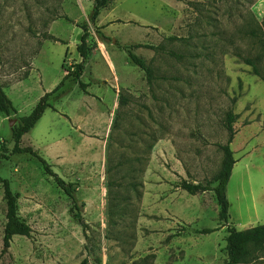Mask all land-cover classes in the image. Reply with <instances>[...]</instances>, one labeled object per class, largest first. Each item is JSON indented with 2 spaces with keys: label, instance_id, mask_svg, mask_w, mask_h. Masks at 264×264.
I'll use <instances>...</instances> for the list:
<instances>
[{
  "label": "rangeland",
  "instance_id": "1",
  "mask_svg": "<svg viewBox=\"0 0 264 264\" xmlns=\"http://www.w3.org/2000/svg\"><path fill=\"white\" fill-rule=\"evenodd\" d=\"M92 10L93 0H0L1 79L18 109L0 112V178L32 229L3 251L0 180V264H228L215 193L180 182L217 184L235 114L229 223L264 224V0H112L95 24ZM84 24L86 91L67 79L23 145L78 185L87 228L37 158L10 154L19 117L82 61ZM124 46L150 65L151 82Z\"/></svg>",
  "mask_w": 264,
  "mask_h": 264
},
{
  "label": "trees",
  "instance_id": "2",
  "mask_svg": "<svg viewBox=\"0 0 264 264\" xmlns=\"http://www.w3.org/2000/svg\"><path fill=\"white\" fill-rule=\"evenodd\" d=\"M112 0H93V10L91 13V22L96 23L97 18L101 13V9L108 7ZM84 30L81 36V43L78 45V52L82 58V61L77 63L73 67L66 68V74L61 80V82L49 92H46L38 102L35 104L33 109L28 115L20 116L19 122L12 127V139L14 141V146L10 151V154L17 153H29L35 158H37L46 173L53 176L58 184V186L72 199L75 209L77 210L75 216L82 224L83 227L87 228V224L82 216V206L80 204L76 192L78 185L74 182H68L62 178L57 172L52 168V165L48 160L39 153L34 146L23 145L24 136L33 129L38 121L42 118L45 111L49 108L56 109L50 102L51 96L59 98L63 96L66 92L65 83L69 78H74L81 85V87L86 91L87 84L81 79L84 70L85 63L89 57L90 47L88 43V32L89 26L84 24L82 26ZM124 49L129 54L131 60L138 65L141 69L146 72L149 82L154 78V71L148 65L146 60L133 52L130 46H124ZM255 72L258 74V70L255 68ZM0 112L6 116H11L18 113V109L14 106L13 101L6 92L5 86L1 79L0 72ZM237 115L229 114L227 117V130L229 136L226 144L220 145L224 151V162L221 172L217 177V184L212 186L210 183L194 182L187 179H182L180 182V187L186 190L188 193L196 195L204 193L207 191H213L215 193L217 202L220 207L219 217L223 226H227L228 236H227V253H228V264H251L254 263L259 257L260 253L264 251V224H258L253 227H249L243 230L238 229L236 226L229 223L230 219V201L227 195V187L232 176L233 168L237 160L234 157V151L231 148V143L236 134V129L234 123L236 122ZM0 157H8L7 147L5 145L1 146ZM4 186V194L7 203V214H6V224L4 227V238H3V251H6L10 247L13 237L16 235L31 236V227L23 222L18 213V198L19 193L13 191L11 187V182L7 178H0ZM117 184V180L111 179L108 183V187L112 188ZM215 229L204 228L202 233H211Z\"/></svg>",
  "mask_w": 264,
  "mask_h": 264
},
{
  "label": "crops",
  "instance_id": "3",
  "mask_svg": "<svg viewBox=\"0 0 264 264\" xmlns=\"http://www.w3.org/2000/svg\"><path fill=\"white\" fill-rule=\"evenodd\" d=\"M46 92H49V91H45V90H44V91H43V94H45ZM46 111H47V110H46ZM46 111H45V112H46ZM44 114H45V113H44ZM43 116H44V115H43ZM39 121H40V120H39ZM39 121H38V122H39Z\"/></svg>",
  "mask_w": 264,
  "mask_h": 264
},
{
  "label": "water",
  "instance_id": "4",
  "mask_svg": "<svg viewBox=\"0 0 264 264\" xmlns=\"http://www.w3.org/2000/svg\"><path fill=\"white\" fill-rule=\"evenodd\" d=\"M11 125H13V121L11 122Z\"/></svg>",
  "mask_w": 264,
  "mask_h": 264
}]
</instances>
